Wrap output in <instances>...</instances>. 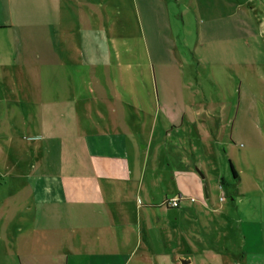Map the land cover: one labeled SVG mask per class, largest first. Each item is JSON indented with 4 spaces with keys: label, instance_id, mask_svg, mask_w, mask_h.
<instances>
[{
    "label": "crops",
    "instance_id": "obj_1",
    "mask_svg": "<svg viewBox=\"0 0 264 264\" xmlns=\"http://www.w3.org/2000/svg\"><path fill=\"white\" fill-rule=\"evenodd\" d=\"M36 5L15 23L21 43L0 44V264H197L172 229L203 227L219 244L215 220L229 230L239 223L247 243L245 226L264 221L253 216L261 211L241 210L244 170L233 156L228 165L196 147L189 159L186 143H154L155 131L135 142L131 118L147 108L133 102L106 30H76L58 0ZM13 25L0 22V32ZM213 144L199 147L210 154ZM157 172L174 182L159 199ZM210 176L237 184L231 199L219 205ZM171 195L187 197L179 220H157V208H175L163 205ZM240 255L242 264H264L262 250Z\"/></svg>",
    "mask_w": 264,
    "mask_h": 264
},
{
    "label": "rangeland",
    "instance_id": "obj_2",
    "mask_svg": "<svg viewBox=\"0 0 264 264\" xmlns=\"http://www.w3.org/2000/svg\"><path fill=\"white\" fill-rule=\"evenodd\" d=\"M37 1L0 0V22L14 24L0 32V44L21 43L15 23L24 10L39 12ZM58 1L65 4V15L76 30H106L109 44L117 47L125 86L133 102L147 108L131 118L136 126L129 129L134 141L148 143L155 131L154 143H186L182 150L189 159L196 147L198 156L210 155L228 165L233 156L244 170L240 186L247 197L241 210L261 211L253 216L264 221V0ZM77 39L72 43L78 44ZM129 118L123 116L128 126ZM199 143L219 144H213L208 154ZM245 157L253 162L251 166L242 161ZM153 175L156 197L171 194L174 182L162 172ZM210 178L207 185L219 205L220 196L231 199L237 184L222 185ZM185 199L182 196L179 205L165 213L157 208L156 219L179 220L178 207ZM214 222L219 244L209 241L203 227L172 229L188 240L187 252L197 264H242L240 251H264V223L245 226L249 234L245 243L239 223L235 221L229 230Z\"/></svg>",
    "mask_w": 264,
    "mask_h": 264
},
{
    "label": "built area",
    "instance_id": "obj_3",
    "mask_svg": "<svg viewBox=\"0 0 264 264\" xmlns=\"http://www.w3.org/2000/svg\"><path fill=\"white\" fill-rule=\"evenodd\" d=\"M180 200H182V196L167 199L163 202V205L167 207H176L179 205Z\"/></svg>",
    "mask_w": 264,
    "mask_h": 264
},
{
    "label": "trees",
    "instance_id": "obj_4",
    "mask_svg": "<svg viewBox=\"0 0 264 264\" xmlns=\"http://www.w3.org/2000/svg\"><path fill=\"white\" fill-rule=\"evenodd\" d=\"M232 166V170H233V173L235 174V176L237 175V171L234 169L233 165L231 164Z\"/></svg>",
    "mask_w": 264,
    "mask_h": 264
}]
</instances>
